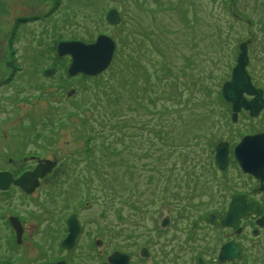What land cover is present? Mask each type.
Segmentation results:
<instances>
[{
    "label": "rangeland",
    "instance_id": "obj_1",
    "mask_svg": "<svg viewBox=\"0 0 264 264\" xmlns=\"http://www.w3.org/2000/svg\"><path fill=\"white\" fill-rule=\"evenodd\" d=\"M35 3L34 7H38L39 11L38 26L35 28L33 24L31 32L30 28H25L26 32L22 33L24 36L32 35L35 41V58L31 66L24 61L29 55L27 52L31 50L26 39L11 46L9 32L6 34L7 40L0 46V82L5 80L4 75L11 70H5L3 62L10 61L8 58L13 56L23 59L17 66L21 68V72L16 73V78L19 79L17 90L14 93H10L5 87L0 90L1 97L4 95L5 99L7 96L16 99L15 102L8 101L10 99L2 101L1 105L7 111L13 107L14 114L0 121V128L3 129L0 136L7 138L0 143L7 148L16 145L22 150L27 145L25 154L37 149V146L41 149L43 145L49 144L52 148L46 151V156L54 153L58 160H65L69 169L60 183L49 185L34 200L19 197L16 192L0 193V217L15 216L18 213L17 216L24 219L27 242L34 247L17 256L16 261L13 256L7 261L4 260L6 258H0V264H51V260L47 258L48 249L54 258L56 255L60 256L56 248L59 239L55 238L56 234L52 231L58 227L57 220H63L70 213L79 214L86 233L78 238V242L68 253L67 264H103L106 257L115 250L132 256L131 264H149L147 259L140 257L141 248L151 247L160 256L161 236L165 238L167 235L160 232V221L169 217L170 213L178 215L176 208L184 203L189 189L180 188L182 196L175 197L172 207L168 203L149 200L154 186L148 185L144 176L147 171L155 176L158 173L153 167V170L146 169L148 161L142 156V151L145 150L139 151L143 146L138 142L134 144L135 151L133 149L136 171L140 170L141 176L135 177L137 188L129 189L122 197H112L107 185L94 177L93 170L88 172L85 169L93 152L97 154L96 159L102 156L101 145L104 140L98 136L91 143L88 142L83 136L89 129L84 130L86 125L83 121L86 120L100 133L112 137V143H119L118 149L122 147L121 140L124 138L141 141L139 131L142 133V140L145 141L149 135L154 139L156 136L148 127L161 122V117L146 113L140 105L133 106L130 103L129 108H123L124 119L111 118L105 125L96 120L106 112L101 91L108 90L111 86L119 91L126 78L131 83V92H123L124 102L130 93L137 98V90L146 89L148 94L163 96L156 101V109L161 104L172 109L163 118L174 120L172 142L180 145L178 147L183 152L181 154L188 158L183 162V158L178 159V154L175 153L171 158L163 159L165 168L171 166V163L175 164L174 173L180 177H185L188 170L197 174L200 170L204 171L215 144L220 138H228L227 133L232 130L230 127L241 126V122L250 120V128L247 129L253 131L259 122L241 114L240 123L232 125L231 109L223 101L221 87L230 79L231 70L236 65L239 45L249 40L247 72L251 77L253 75L255 86L257 84L264 88V0H38ZM112 9H116L121 18L117 26L108 24L105 19ZM47 10L49 14H46ZM41 13L47 19H43ZM48 23L50 27L47 28ZM23 29L21 27L20 31ZM99 35H107L116 42L119 59L128 60L129 54H132L136 60L145 64L153 75L154 83L149 81L145 87L138 71L137 77L136 73L133 75L134 79L130 80V75L125 77L127 71L123 61L116 59V52L113 59L116 65L111 64L101 75L89 80L81 76L68 78L65 70L69 60L63 62L52 58V40L87 43L93 42ZM16 48L20 52H15ZM52 66L56 67V72L51 77H44L43 71ZM156 76H160L163 83L156 82ZM70 90H75V94L67 99L65 93ZM94 91L99 92V97H96ZM65 113L69 117L67 126L62 129L54 128V123ZM144 122L147 128L140 127ZM59 124L60 121L57 126ZM114 124L117 126L114 127ZM208 132L213 133L214 137L197 144L198 136ZM36 136H43L41 140L46 138V141L29 145ZM186 138L187 141L193 140L190 147L194 148L188 150L182 145L181 142ZM152 146L153 149L157 146L159 148L158 141L154 139ZM164 147L159 152L165 157L168 155L165 152L167 147ZM126 152L130 154V150L127 149ZM3 159L0 160V168L7 164V159ZM18 160L17 158L15 161ZM123 173L124 179L132 184L126 172ZM112 174L110 187L119 189L125 183L119 178L121 173L115 170ZM186 182L182 183L183 186ZM62 194L65 198H60ZM95 227H100V231L96 230L97 235L88 236V231L93 232ZM172 232L175 231L168 233L170 239L177 235ZM131 234H134L132 238ZM95 241L101 242L100 247L95 246ZM19 249L24 251V247ZM252 249L257 252L254 247ZM259 252L262 253H259L261 257L251 258L247 264H264V247Z\"/></svg>",
    "mask_w": 264,
    "mask_h": 264
},
{
    "label": "flooded vegetation",
    "instance_id": "obj_2",
    "mask_svg": "<svg viewBox=\"0 0 264 264\" xmlns=\"http://www.w3.org/2000/svg\"><path fill=\"white\" fill-rule=\"evenodd\" d=\"M37 1L38 0H0V46L7 40L6 34L9 32L11 34L9 36L11 39L9 41L11 46L17 44V42H20L22 39H26V43L28 45L30 44L28 47H31V50L27 52L29 55L24 58V61L29 66H31L34 62L35 58L33 56L35 41L34 38L31 37L32 35L24 36L22 33L24 31L26 32L25 28H30L29 30L31 32V25L33 24L35 28L38 26L39 11L38 7H34V4H36L35 2ZM48 11L49 10H47L46 14H49ZM41 15L43 16V19H47L46 15H43L42 13ZM21 27L24 28L22 31H20ZM48 27H50L49 23L47 24V28ZM33 41L34 44H32ZM71 41L82 42L76 40H57L55 42L52 40L50 46L51 49H54V51L52 50L51 52L52 58H54V60H62L63 62L65 60L70 61L68 57H58L56 54V48L61 42ZM93 42L82 43L91 44ZM18 51L20 52L19 48H16L15 52ZM9 59L10 61L6 63L3 62V64H5V70L7 68L9 70L11 68V70L4 75L5 82H0V90L5 87L10 93H14L18 88L17 83L19 82V79L16 78V73L21 72V68H18L17 66L23 62V59L17 58L16 56L8 58V60ZM0 61H2L1 57ZM47 70H53L54 74L57 69L52 66L51 68L43 71V76L44 72ZM19 89L22 91V86H20ZM73 91V94H75V90ZM68 93L69 91L65 93V98L67 99L73 96L67 97ZM6 98L7 99L4 98V95L3 97L0 95V105L2 104V101H6L11 97L7 96ZM247 99L250 100L251 98L248 97ZM11 100L14 102L16 101V99H10L8 101ZM13 114V107L7 111L4 105L0 106V121L12 117ZM241 114H245L248 118L259 121L258 124H256L255 130L248 131L250 128V120L241 122V126L230 127L232 130L227 133L228 138H220L214 146L213 153L210 156L212 158V162L210 164L211 166L206 165L205 168L203 167L205 170H200L201 172L199 174L193 172L192 170H188L185 177L181 176L182 178L189 179L188 182L184 181V179L180 176H177V173H174L176 165L173 163H171V165L174 166V169L169 182H167L166 168L162 164L163 159L166 158V156L164 157L163 153L156 154L161 156L158 159L148 157L147 155L144 156V158H147L145 161H148L147 164H145L146 169H152L151 167H153V169H157L158 173L157 176H155L147 171V175L144 176V180L146 179L148 185L154 186V192L151 193L149 200L156 201L158 203H168L170 207H172L173 202L175 203V197H179L180 195L182 196L180 188L184 187L189 189V194L186 195L184 203L179 204V207L176 208L178 215L170 213L169 217H165L160 221V232H165V235L167 234L165 238L161 236L160 256L155 253L153 248L144 247L147 254L144 259H147V263L149 261V264H167V262H170L169 264H247L251 258L258 259L261 257L262 253L259 252V250H263L264 247V193L260 190L262 188L261 179L246 173L240 168L234 155V149L240 143L242 138L264 133V123H262V119H264V106L257 117L251 118L249 112L241 110L238 114L237 121L232 122L230 120V123L232 125L240 123L239 117ZM227 124L229 123L227 122ZM1 132H3L2 128H0V133ZM2 139L6 140L7 138L0 136V142ZM42 139L44 140H41V137L36 136L34 137V141H30L28 144L38 145L40 141H46V138ZM220 143H226L228 145V159L224 169H220L215 160L216 147ZM26 148L27 145L23 150L16 145H11L7 148L3 146V143H0V157L2 159L4 158L3 160L7 159V164L0 168V173H10L13 180H15L24 173L33 171L42 161H50L55 163V166L49 173H46L43 178L38 179V186L32 194H26L22 189L14 186L13 184H11L6 191L0 190V193L7 194L9 192H16L19 194V197L34 200L42 190H45L49 187V185H51L45 182L61 164H64L65 168L53 184H57L62 181L61 179L67 173L69 167L67 166L65 160H58L54 153H52L49 157L46 156V151L52 148L49 144L43 145L41 149L37 146V149L30 150L29 153L25 154L24 150ZM17 158L19 159L18 162L15 161ZM177 158L181 159V156L177 155ZM132 166V184L129 185L134 187V184L136 183V169L134 168V166H136L135 162ZM184 182H186L185 186L182 184ZM65 191L66 190H64V192ZM61 197L65 198V195L62 194L60 198ZM235 197H240V200L243 202V206L251 205L257 208L258 212L257 214H253L251 211H247L245 215L241 217L237 227L232 229L226 227L222 221ZM61 200L62 199H60V201ZM85 206H87V203H85ZM17 214H15V216L10 215L0 217V258H6L4 259L6 261L12 259V256L14 257L13 260L16 261L17 256H20L23 252L34 248L27 242L28 237H25L28 235H26L27 229L23 223L24 219L21 218L20 215L17 216ZM71 216H75L80 229L76 237L75 244L78 242V238H82V235L86 233V230L84 232V224L82 220H79L81 219L79 214L70 213L68 216L63 217V220H57V231H55V229L52 232L53 234H56L55 238L59 239L56 248L58 252L57 254H60V256L56 255L54 258L53 253L50 249H48L47 258L51 260V264H55L60 260L65 261L66 264L68 262L67 255L71 251H67L62 248L61 243L67 236V220ZM12 217L19 221L22 228L19 243L16 239V232L9 223V219ZM164 219H167V225L165 228H162L161 222ZM179 224H182V226ZM96 230L100 231V227H95L93 232L88 231V236H96ZM170 231H175L172 232V234L176 235L177 233V235L170 239L168 236ZM133 235L134 234H131L130 237L132 238ZM52 238L54 239V237ZM231 242L239 245L241 250L240 258L233 261H219V255L222 248L224 245ZM23 247L24 251L19 249ZM253 247L257 249V252L253 251ZM259 253H261V255H259ZM130 257L131 264L133 257ZM158 259H160V261Z\"/></svg>",
    "mask_w": 264,
    "mask_h": 264
},
{
    "label": "water",
    "instance_id": "obj_3",
    "mask_svg": "<svg viewBox=\"0 0 264 264\" xmlns=\"http://www.w3.org/2000/svg\"><path fill=\"white\" fill-rule=\"evenodd\" d=\"M106 20L110 25L116 26L120 23V18L116 10H110L106 15ZM249 42H243L239 45V53L236 59V65L231 71L230 80L225 82L221 88L222 98L231 105V120L237 121V116L244 110L249 112L251 118L257 117L263 109V91L255 88L251 82V78L246 71L249 63L248 49ZM115 49V44L111 38L106 35L97 37L93 44H83L80 42H61L57 46V55L59 57L69 56L71 63L68 68V75L73 77L83 74L89 77H95L104 72L110 65ZM53 70H48L44 74L49 77ZM73 90L67 94L72 96ZM247 97L251 99L248 100ZM235 158L240 168L261 179L262 192L264 193V133L254 136H246L241 139L240 143L234 149ZM228 159V145L220 143L216 147L215 160L220 169L226 167ZM55 166L50 161H42L31 172L24 173L19 178L13 180L10 173H0V190L6 191L11 184L22 189L26 194H32L38 186V179L43 178ZM64 170V165H60L45 183H54ZM240 197H235L228 209V212L222 223L229 228H236L241 217L247 211L257 214L258 209L251 206H243ZM10 225L16 232L19 241L22 234L20 223L15 218H10ZM68 235L61 243V247L68 250L72 249L75 239L79 232V226L75 216H71L67 220ZM167 219L161 222V227L165 228ZM96 245L99 247L100 242ZM140 256H147L146 249L140 251ZM241 250L238 244L233 242L224 245L219 255V261H233L239 259ZM129 255L114 251L106 258L105 264H129ZM56 264H66L59 261Z\"/></svg>",
    "mask_w": 264,
    "mask_h": 264
},
{
    "label": "trees",
    "instance_id": "obj_4",
    "mask_svg": "<svg viewBox=\"0 0 264 264\" xmlns=\"http://www.w3.org/2000/svg\"><path fill=\"white\" fill-rule=\"evenodd\" d=\"M232 7H233V4H232ZM248 22L250 23V21H248ZM115 52H116L115 57L117 59L118 58L117 54L119 53V48H117ZM126 59H127V56H126ZM119 60L123 61L121 58ZM124 61H123V63H124L123 65L125 66V70L127 71V72H125V77L126 76L128 77L130 75L129 76L130 80L134 79L133 75L136 73L135 77H137L138 76L137 73L139 72L141 74L142 82L144 83L145 87H147L149 81H150V83H152V82L154 83L153 75L150 71L147 70L146 65L142 64L139 60H136V57H134L132 54H129L128 60H124ZM112 64L116 65L115 60L112 61ZM128 69L130 70L129 72H128ZM250 77H251V75H250ZM83 78L86 80L90 79V78L84 77V76H83ZM251 80H252V84L254 85L253 81L255 82V79H253V75L251 77ZM156 82L163 83V80L161 79L160 76H156ZM122 83H123V86L121 87V89H119V91L118 90L115 91V89L112 86L109 87L108 90L104 89L103 91H101L102 94L104 95L103 106H104V109L106 110V112L102 113L98 118H96V120L100 121V123H102V125H105L108 122H110L109 120L111 118L115 119L116 117L117 118L123 117L122 119H124L125 113L123 112V108H126V107L129 108L130 103H133V106L134 105H140L143 107V109L145 110L146 113H152V115L155 114V115H159V117H161V122L160 121L156 122V124L151 126V127H148L146 122H144L143 124H140L141 128H144V127L147 128L148 127V129H150V131L156 136V137L154 136L155 137L154 139L156 141H158L159 148H158V146L155 147V149L152 148L153 147L152 145L154 144V139L152 137H150V135L146 138L145 141L142 140L141 138H143V136H142L141 131H139V134H140L139 139L141 141H138L136 139L135 140L133 139L134 140L133 141V140H131V138L128 139V137H127V140H126V138H124L123 140H121V142L123 141L121 143L122 147L118 149L117 145L119 143L117 145L115 142L112 143V137L110 138L109 135H105L104 133H100L99 130H96L95 127L91 126L89 122L87 123L86 120L83 121V123L86 125V127H84L85 128L84 130L89 129L88 131L84 132V136H83L88 140V142H90L91 140L94 141L95 138H97L98 136L99 137L101 136V138H103V140H104V143L101 145L102 146L101 147L102 148V151H101L102 156L99 157L98 159H96L95 156H97V154L95 152H93L92 154H94V155H92V157L88 159V162L86 163L85 169H87L88 172L93 170L94 177L99 178L102 181V183L107 185V188H109L108 191L109 192L111 191L110 194L112 195V197H122L124 195V192L129 191V189L130 190H136V188H137L136 183L134 184L135 185L134 187L130 186L129 181L125 180L124 179L125 177H123V175H122V174H124L123 172L125 171L126 174L129 176V180H132L131 168L133 167L132 164L135 162L134 160H136L135 156H133L134 155L133 154L134 144H137L138 142L141 143L143 148H141L139 151H141L142 149L145 150V151H142V152H144L143 153L144 155H142L143 157L147 155L148 157H153L155 159H158L161 156L156 155V154L160 153L159 151H161V148L163 146H165L164 148L167 147L165 150L166 154L168 155V156H166L167 159L171 158L175 153L180 155L181 159L183 158V162H185V160L187 159V157L184 156L185 154L184 155L181 154L183 152H182L181 148L178 147L180 145H176V143L174 144L172 142V140H174L173 139L174 134H172L171 129L175 126L174 120L172 119L173 121H170L168 118H163V116H165L171 112V110H172L171 107H167L166 105L161 104V106L159 108H157V109L155 108L156 101L162 99L163 96L159 95V94H148L146 89L145 90L143 89V90H137V98H135L134 95H132V93H130L129 97L126 99L127 101L124 102L122 99V95L124 94L123 92H128L130 90L129 86L131 83L126 78L123 79ZM254 87L261 89L264 92V88L262 86L260 87L259 85L257 86V84H256V86L254 85ZM129 92H131V91H129ZM162 92H164V91L162 90ZM98 95H99V92L96 93V97H99ZM92 104L95 105V102H92ZM112 105H113V107H110ZM226 105H229V104L226 103ZM108 106L110 108H108ZM148 106H150V107H148ZM151 107H153V108H151ZM146 110H148V111H146ZM68 119H69L68 114L65 113L56 122V124L54 123V128L62 129V128L66 127L67 123H68L67 122ZM59 121H60V124H59V126H57ZM113 126L116 127L117 125L114 124ZM147 134H148V132H147ZM191 134H192V132H191ZM38 137H43V136H38ZM117 137H118V135H117ZM213 137H214L213 133L212 134H209V132L206 134L203 133L202 136H198L197 144L199 142H206ZM108 138L111 140H109ZM192 138H194V137H192ZM201 138H203V141L201 140ZM187 139L188 138H186L181 143H182V145H184V147L186 149L190 150V149L194 148V147H190V145H192L194 142H192L193 140L187 141ZM170 147H172V148H170ZM196 147H199V146L196 145ZM127 149H128V151L130 150V154H128L129 152L128 153L126 152ZM134 151H135V149H134ZM196 155H199V154H196ZM93 157H95V158H93ZM211 162H212V158L209 155L207 165L211 166L210 165ZM190 163H193V162H190ZM134 168L136 169V166H134ZM173 169H174L173 165H171V166L168 165L166 168L167 182H169V180L171 178V174L173 172ZM115 170L120 171L121 175L119 176V178L123 179L125 182V183L121 184L119 189H117V188L115 189V188L110 187L112 184L111 174L112 173L114 174ZM139 172H140V170H139ZM139 172L138 171L135 172L136 178H138L140 176ZM141 174H142V172H141ZM86 176L87 175H85V177Z\"/></svg>",
    "mask_w": 264,
    "mask_h": 264
},
{
    "label": "bare ground",
    "instance_id": "obj_5",
    "mask_svg": "<svg viewBox=\"0 0 264 264\" xmlns=\"http://www.w3.org/2000/svg\"><path fill=\"white\" fill-rule=\"evenodd\" d=\"M232 71V70H231ZM247 71V70H246ZM248 73V72H247ZM249 75V74H248ZM250 76V75H249ZM254 86V85H253ZM231 120V119H230ZM232 121V120H231Z\"/></svg>",
    "mask_w": 264,
    "mask_h": 264
}]
</instances>
